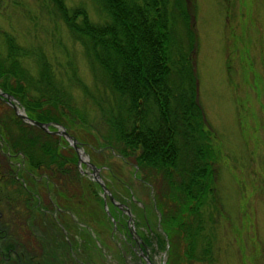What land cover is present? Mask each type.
<instances>
[{
	"label": "rangeland",
	"instance_id": "rangeland-1",
	"mask_svg": "<svg viewBox=\"0 0 264 264\" xmlns=\"http://www.w3.org/2000/svg\"><path fill=\"white\" fill-rule=\"evenodd\" d=\"M64 1L70 8L84 6L92 20H101L92 0ZM193 25L196 98L211 130L215 152L213 161H208L213 162L214 183L213 191L208 193L206 228L200 234L201 243H209V256L197 264H264V0H195ZM2 32L13 35L16 43L26 50L42 51L54 74L65 82L72 76L74 67L82 83L98 96L83 47L73 40L49 0H0V51L5 53ZM36 57L33 54L22 60L32 72L37 67ZM73 82L71 91L76 102L87 110L88 120L96 123L98 129L89 133L76 124L65 129L84 150L82 159L94 165L96 171L83 161L79 163V183L70 181L67 171L52 164L48 166V174L41 166L33 169L35 181H32L22 170L28 163L24 154L13 155L9 149L2 150L12 167L8 169L0 155L2 238L7 242L14 239L17 250L25 248L24 251L30 252L22 239L25 229L46 240L49 239L44 234L48 233L52 240L63 231L64 237L71 241L79 240L74 231L79 229L83 237L80 242H87L89 231L92 242L87 244L85 256L84 250L79 249V261L73 264H185L186 239L181 227L177 231V225L174 226L172 237L168 233L170 248L163 243L161 246L165 247L158 246L161 239L167 241V230L159 212L161 209L167 212V206L173 205L161 195L160 190H166V184L159 183V179L153 181V176L142 179L145 176L142 172L133 170L131 162L108 147L90 150V145L103 142L101 135L105 128L95 104ZM19 106L28 116L25 107L20 103ZM5 110L7 107L0 105L1 117H5ZM69 146L72 147L68 143L66 147ZM76 156L78 165L77 153ZM12 170L18 183L10 185L6 180L11 178ZM84 178L93 181L96 193L102 198V207L98 204L95 208L102 223L85 215L83 203L73 204L80 216L72 209H65L64 198L55 192L56 185H86ZM194 182L190 185L197 184ZM18 184L28 186L32 196L22 193V200L20 195L16 197ZM112 198L118 204L113 205ZM25 207L31 210L26 218ZM208 212L212 215L210 219ZM40 219L42 223L38 224ZM45 245L42 243L43 249ZM39 252L40 246L31 252L32 264L45 259ZM50 260L48 257V264Z\"/></svg>",
	"mask_w": 264,
	"mask_h": 264
},
{
	"label": "trees",
	"instance_id": "trees-1",
	"mask_svg": "<svg viewBox=\"0 0 264 264\" xmlns=\"http://www.w3.org/2000/svg\"><path fill=\"white\" fill-rule=\"evenodd\" d=\"M49 1L73 40L83 47L98 96L82 83L74 67L72 76L65 82L54 74L42 51L20 47L8 32H2L5 53L0 51V91L18 100L29 117L50 123L51 130L55 125L68 129L76 124L90 133L98 128L88 120L87 110L76 102L71 91L72 81H76L97 107L105 128L101 135L103 142L92 144L94 147L90 145V150L108 147L133 163V170L145 175L142 179L149 180L148 176H153V181H163L166 190H160L161 195L173 205L167 206V212L162 209L159 212L167 230V243L161 239L158 246L163 243L171 247L168 233L172 237L177 225L175 229L178 231L181 227L186 239L185 264L203 261L209 256V243H201L200 234L206 228L208 193L213 191L215 171L211 169L213 162L208 161L215 152L211 130L196 98L195 0H92L100 21L92 20L82 5L70 8L64 0ZM33 54L37 56L34 72L22 62ZM0 105L7 107L5 117L0 116L3 142L0 155L8 169L12 167L2 150L9 149L10 154H24L28 163L22 170L32 181H35L33 169L41 166L48 174V166L56 164L61 171H67L70 181L79 182L77 156L73 147H66V140L24 122L1 97ZM66 150L73 153L64 154ZM1 166L0 160V170ZM5 174L8 176L7 172ZM11 174L6 182L18 183L13 170ZM84 179L86 185H56L55 192L64 198L62 207L65 209H72L80 216L73 204L83 203L85 215L102 223L95 211L96 205L102 207V198L96 193L93 181ZM191 182L196 185H190ZM18 187L16 197L20 195L22 200V193L32 196L28 186L18 184ZM24 209L26 218L31 210ZM1 214L2 211L0 217ZM102 214H106L103 208ZM207 217H212L210 212ZM41 223L40 219L38 224ZM52 223L54 225L55 220ZM83 223L91 227L86 221ZM74 231L82 237L79 229ZM2 232L0 224V264H32L31 252L39 246L38 254L45 259L37 264H48V257L51 258L49 264H73L79 261V249L84 250L85 256L92 242L90 231L83 244L80 238L67 240L63 231L55 239L50 240L48 233L44 236L49 240L39 239L28 228L22 239L32 250L26 252L25 248L17 250L14 239L7 242L2 238ZM42 243H46L44 249Z\"/></svg>",
	"mask_w": 264,
	"mask_h": 264
},
{
	"label": "water",
	"instance_id": "water-1",
	"mask_svg": "<svg viewBox=\"0 0 264 264\" xmlns=\"http://www.w3.org/2000/svg\"><path fill=\"white\" fill-rule=\"evenodd\" d=\"M0 96L6 98V102L14 109L16 115L20 119H22L23 121L30 123L32 125H35L41 129H43L44 131H48L50 133L57 134L59 136H63L67 140V142L76 150L77 155H78V166H79V163H81L83 161V163H85L87 166H91L92 170L96 171V168L94 167V165H92L91 163L82 159L81 155L84 154L83 150L77 145L76 139H74L71 135H69L67 130L62 125H55L56 129L50 130L49 129L50 123L41 122V121H38V120H35V119L28 117L26 115V113L24 112V110L20 108L19 102L16 99H14L11 95L0 91ZM112 201H113V198H112ZM113 203L118 204L115 201H113ZM106 211H108L107 206H106Z\"/></svg>",
	"mask_w": 264,
	"mask_h": 264
},
{
	"label": "bare ground",
	"instance_id": "bare-ground-1",
	"mask_svg": "<svg viewBox=\"0 0 264 264\" xmlns=\"http://www.w3.org/2000/svg\"><path fill=\"white\" fill-rule=\"evenodd\" d=\"M84 151V150H83ZM83 163V162H82ZM2 248H4V247H2Z\"/></svg>",
	"mask_w": 264,
	"mask_h": 264
},
{
	"label": "flooded vegetation",
	"instance_id": "flooded-vegetation-1",
	"mask_svg": "<svg viewBox=\"0 0 264 264\" xmlns=\"http://www.w3.org/2000/svg\"><path fill=\"white\" fill-rule=\"evenodd\" d=\"M132 165L134 166V164L132 163Z\"/></svg>",
	"mask_w": 264,
	"mask_h": 264
}]
</instances>
